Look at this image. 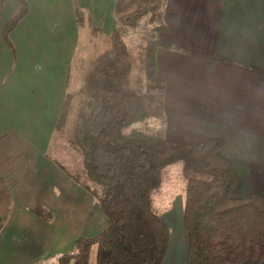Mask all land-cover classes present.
<instances>
[{
	"label": "crops",
	"instance_id": "crops-1",
	"mask_svg": "<svg viewBox=\"0 0 264 264\" xmlns=\"http://www.w3.org/2000/svg\"><path fill=\"white\" fill-rule=\"evenodd\" d=\"M25 1L9 43L3 30L18 2L7 0L0 18V179L11 198L4 224L0 216V264H52L106 228L95 196L51 151L64 155L69 144L62 138L54 147L65 98H80L72 68L81 34L109 38L118 27L116 0ZM162 21L156 60L167 139H222L238 177L234 197L264 198V0H166ZM39 207L54 220L37 216ZM163 264H189L184 226L170 236Z\"/></svg>",
	"mask_w": 264,
	"mask_h": 264
},
{
	"label": "trees",
	"instance_id": "trees-1",
	"mask_svg": "<svg viewBox=\"0 0 264 264\" xmlns=\"http://www.w3.org/2000/svg\"><path fill=\"white\" fill-rule=\"evenodd\" d=\"M6 1L0 0V18ZM16 1L18 10L3 30L7 43L10 32L28 12L25 0ZM160 8L161 0H116L118 27L110 36V47L92 62L83 80L70 134L66 129L76 96L72 93L65 98L56 135L65 138L80 155L87 182L65 167L64 171L95 196L108 224L94 237L79 238L73 251L57 257V262L163 264L171 230L154 212L152 193L161 185L163 171L182 162L189 264H263L264 198L259 194L234 197L238 177L232 163L221 154L222 139L172 143L160 133L127 131L144 122L150 128V119L164 114L165 84L157 75L156 52L165 45L159 35L167 27L161 21ZM76 13L81 18L79 9ZM139 30L152 35L146 38L142 58L147 92L131 85L133 63L124 40ZM10 212L9 190L0 179L3 224ZM34 213L47 222L55 217L43 207L35 208Z\"/></svg>",
	"mask_w": 264,
	"mask_h": 264
},
{
	"label": "rangeland",
	"instance_id": "rangeland-1",
	"mask_svg": "<svg viewBox=\"0 0 264 264\" xmlns=\"http://www.w3.org/2000/svg\"><path fill=\"white\" fill-rule=\"evenodd\" d=\"M166 0H161L160 8V18L163 19V12ZM158 23V20H157ZM158 25V24H157ZM146 32L151 34L150 29H146ZM143 34L142 31H137L133 34H128L125 36V42L128 47L131 60L133 63V70L131 74V85L138 91L147 92V80L144 68L142 66V58L144 47L148 42V39L152 35ZM100 36L104 40L100 39ZM160 37V35H159ZM89 40V41H88ZM110 37H104L102 33H98L97 36L93 33L88 36V33L82 32L81 34V46L79 50V55L76 58L74 66L72 68V85L77 84L75 89L82 86L83 80L86 75L91 70L92 62L102 53H104L111 45ZM79 61H78V60ZM75 95V94H74ZM151 100V97H150ZM81 99L75 97L73 100L72 111L68 118L66 133L70 134L72 132L73 123L76 117V111L79 106ZM150 128L147 127L146 122L136 124L130 127L127 131L130 132L132 129H139L146 131L151 134H163L164 138L167 139L166 128H164V123L162 118L150 119ZM54 147L58 148L57 144L63 143L62 137L57 135L55 138ZM167 141L176 143L175 139H167ZM64 147V148H63ZM64 155H58L51 151V155L55 160L60 162L68 170L73 171L75 174L79 175L83 182H87L86 170L82 163L80 155L74 151L69 144L65 142ZM183 163H175L168 168H166L162 173V183L154 190L152 193V208L162 220L169 226L171 230V236L174 234L175 238L179 236V233L183 231V220H184V203H185V189L186 181L183 177ZM105 219V227L108 224L106 216L103 214ZM96 257V247L92 249L91 261L95 262ZM52 264H58L57 258L52 261Z\"/></svg>",
	"mask_w": 264,
	"mask_h": 264
}]
</instances>
